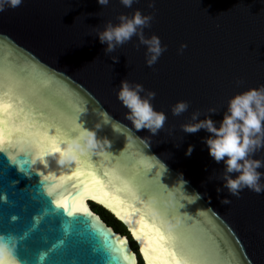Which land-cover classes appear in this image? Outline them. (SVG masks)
Masks as SVG:
<instances>
[{
	"label": "water",
	"instance_id": "95a60500",
	"mask_svg": "<svg viewBox=\"0 0 264 264\" xmlns=\"http://www.w3.org/2000/svg\"><path fill=\"white\" fill-rule=\"evenodd\" d=\"M147 3L125 8L110 0L103 8L98 0H23L0 12V68L22 85L34 106L27 109L30 117L39 122L40 116L62 114L82 129L100 123L98 135L110 140L109 147L86 157L95 179L109 185L99 188L96 198L78 190L74 180L57 187L77 169L75 162L58 165L59 153L41 155L26 143L0 151V195L7 197L0 200V233L20 238L15 264H37L41 251L48 253L43 264H140V257L143 264L162 258L175 264L180 257L162 255L176 253L167 237L156 251L154 233L137 239L141 223L161 233L174 230L173 241L177 233L184 236L205 252L208 264H264V194L244 190L221 204L228 195L216 191L222 187L223 163H215L202 142L209 133L181 130L193 111L204 119L210 107L219 111L211 115L219 122L230 97L264 85V0H155V9ZM136 9L154 12L145 35L155 34L167 46L153 67L146 66L145 49L137 48L135 37L111 54L118 56L113 62L95 35V28ZM181 44H187L182 54ZM123 79L155 91L154 108L167 115L163 129L150 137V148L144 142L148 131H135L117 99ZM178 101L190 107L174 116L171 106ZM189 145L194 150L186 156ZM254 158L264 159V151ZM61 198L74 213L57 206ZM90 202L114 215L128 235L106 223Z\"/></svg>",
	"mask_w": 264,
	"mask_h": 264
},
{
	"label": "clouds",
	"instance_id": "9594fccd",
	"mask_svg": "<svg viewBox=\"0 0 264 264\" xmlns=\"http://www.w3.org/2000/svg\"><path fill=\"white\" fill-rule=\"evenodd\" d=\"M23 0H0V12L8 8H18ZM110 0H98L103 8L107 7ZM121 6L132 8L139 0H119ZM147 7L155 9V0H148ZM155 19L154 12L143 13L136 9L131 15L121 13L116 17L117 22L111 20L104 23L103 28H95V35L98 37L104 48V54L110 56L113 62H118V56L111 54L125 44H128L135 37L137 48L145 49V63L153 67L167 51L160 38L153 34L150 37L145 35V29L151 27ZM187 44H181L178 53L182 54ZM117 99L127 110L125 119L130 121L137 133L147 130L150 136L144 140L146 147L150 148V137L159 134L167 120L163 111L154 108L153 101L156 93L147 90L137 82H130L123 79L116 91ZM187 101H178L171 106V113L174 116H181L189 110ZM219 111L210 107L201 117L199 110L193 111L189 122L181 125V130L186 134H195L205 130L209 135L203 139L207 146L209 156L215 163H223V172L219 180L222 187H217L219 194L227 190V196L220 200L223 205L231 203L228 196L239 198L241 192L248 190L257 195L264 194V159L254 158L260 151H264V85L251 87L239 92L229 98L226 110L223 111V118L217 122L211 115ZM102 125L97 123L94 128H84L76 137L65 142L64 148L56 156L58 165L64 166L75 162L77 153L85 154L103 150L110 146L108 137L98 135ZM194 146L189 145L185 155L191 156ZM183 178V174H179ZM187 185L188 181L184 180ZM196 195L201 199L200 193ZM6 195H0V200H6ZM20 238L14 234L0 233V264H15L16 250ZM48 253L39 252L36 257L37 264H43Z\"/></svg>",
	"mask_w": 264,
	"mask_h": 264
},
{
	"label": "snow or ice",
	"instance_id": "6c2138e0",
	"mask_svg": "<svg viewBox=\"0 0 264 264\" xmlns=\"http://www.w3.org/2000/svg\"><path fill=\"white\" fill-rule=\"evenodd\" d=\"M22 85L17 81L9 72H6L3 68H0V151L5 149L12 143L30 144L37 147L41 155H44L47 151L52 153H59L61 146L66 141L71 139V136H78L83 131L81 125L71 117H65L62 114H49L47 116H40L39 122L36 116H31L27 111L28 108L34 107L31 105V101L20 91ZM50 130H54L55 134H50ZM16 134L13 140H9V137ZM75 163L77 165L76 172L72 177L60 178V183L57 187H61L69 180L76 181V188L89 191L93 198H96L98 190L101 187H108L109 185L102 180H96L93 173L96 171L89 163L86 162L87 153H77ZM106 160L111 159L105 157ZM143 162V160L141 161ZM117 170H119V163H117ZM91 177V179H89ZM112 178H115V173H112ZM46 181L54 179L45 176ZM54 190L50 188L49 194H52ZM57 206L63 207L69 215L74 213L72 205H70L63 198L57 200ZM117 205L121 203L119 199L116 201ZM115 207V206H113ZM83 211L86 212V209ZM135 211V210H133ZM142 219L146 220L147 217ZM161 227H163L161 225ZM171 231L166 230L161 233L155 225H147L141 223L138 232H134L137 239L140 238V234L143 233L148 236L149 233H154L156 236V242L153 247V251L159 250L164 247L165 239L167 237L168 246H174L176 253L173 254L170 251H165L163 257H172L173 255L180 257L175 261V264H208V258L205 252L197 246H194L190 240L177 233L175 240H172ZM146 255L148 250L144 249ZM150 259V257H149ZM151 264V259H150ZM159 264H173L171 259L162 258Z\"/></svg>",
	"mask_w": 264,
	"mask_h": 264
},
{
	"label": "trees",
	"instance_id": "16d2710c",
	"mask_svg": "<svg viewBox=\"0 0 264 264\" xmlns=\"http://www.w3.org/2000/svg\"><path fill=\"white\" fill-rule=\"evenodd\" d=\"M91 203H92L91 208L94 209L93 211L98 213L100 216L102 215V219L106 223L113 226L115 230L119 231L120 233L128 235V231L126 227L121 222H119L112 214L104 210L101 206L93 202Z\"/></svg>",
	"mask_w": 264,
	"mask_h": 264
},
{
	"label": "flooded vegetation",
	"instance_id": "af4514ba",
	"mask_svg": "<svg viewBox=\"0 0 264 264\" xmlns=\"http://www.w3.org/2000/svg\"><path fill=\"white\" fill-rule=\"evenodd\" d=\"M90 205H92V203L90 202L89 203ZM94 210V209H93ZM114 216V215H113ZM101 217H102V215H101ZM115 217V216H114ZM116 218V217H115ZM131 245H132V247L136 250L137 248H136V246H135V243H133L132 241H131ZM141 257L139 258V261H140V264H142V262H141Z\"/></svg>",
	"mask_w": 264,
	"mask_h": 264
},
{
	"label": "bare ground",
	"instance_id": "6f19581e",
	"mask_svg": "<svg viewBox=\"0 0 264 264\" xmlns=\"http://www.w3.org/2000/svg\"><path fill=\"white\" fill-rule=\"evenodd\" d=\"M87 199H88V198H85V199H84V203H85V205H86V203H87V201H86ZM87 204H88V203H87Z\"/></svg>",
	"mask_w": 264,
	"mask_h": 264
},
{
	"label": "rangeland",
	"instance_id": "374dc122",
	"mask_svg": "<svg viewBox=\"0 0 264 264\" xmlns=\"http://www.w3.org/2000/svg\"><path fill=\"white\" fill-rule=\"evenodd\" d=\"M142 262V261H141ZM143 264V263H142Z\"/></svg>",
	"mask_w": 264,
	"mask_h": 264
}]
</instances>
